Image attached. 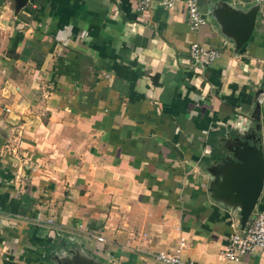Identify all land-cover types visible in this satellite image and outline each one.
I'll return each instance as SVG.
<instances>
[{
	"label": "crops",
	"instance_id": "1",
	"mask_svg": "<svg viewBox=\"0 0 264 264\" xmlns=\"http://www.w3.org/2000/svg\"><path fill=\"white\" fill-rule=\"evenodd\" d=\"M197 2L207 22L192 32L183 3L0 0V264H163L178 249L236 264L223 251L239 203L216 181L249 145L264 156V0ZM254 6L236 48L212 13L229 24ZM194 41L214 63L192 66ZM263 208L264 181L248 222Z\"/></svg>",
	"mask_w": 264,
	"mask_h": 264
},
{
	"label": "water",
	"instance_id": "2",
	"mask_svg": "<svg viewBox=\"0 0 264 264\" xmlns=\"http://www.w3.org/2000/svg\"><path fill=\"white\" fill-rule=\"evenodd\" d=\"M28 0H17L16 8L20 9L27 3ZM257 6L251 9L247 14L238 12V16L232 18L233 20L227 23L222 13L219 10L212 11V15L222 25L224 31L230 28L236 48L245 43L252 32L254 22L257 13ZM235 13V12H233ZM206 17V14H203ZM256 109H260V103L256 101ZM247 143V142H244ZM248 149L251 152L248 154L237 155L236 159L227 157L231 164L235 163L230 170L221 169L219 172V178L216 181L217 194L226 199L225 205H229L228 201L231 199L234 203H239L238 211V228L243 227L248 222L255 204L262 191L264 181V156L259 147L249 145ZM227 162V163H229ZM236 162H238L236 164ZM217 199L218 197L214 195ZM231 202V203H232ZM76 254V252L74 253ZM81 257L79 254L76 256V260L72 258L63 262V264H102L91 256L83 254ZM74 257V256H73Z\"/></svg>",
	"mask_w": 264,
	"mask_h": 264
},
{
	"label": "built area",
	"instance_id": "3",
	"mask_svg": "<svg viewBox=\"0 0 264 264\" xmlns=\"http://www.w3.org/2000/svg\"><path fill=\"white\" fill-rule=\"evenodd\" d=\"M138 9L143 10L151 3L166 8L173 9L176 4L183 3L187 11V23L192 32H195L199 27L203 26L207 19L203 16L202 11L198 6L197 0H137ZM220 51L216 48L206 47L197 41L191 42L189 45V58L192 66L195 69L207 67L214 63L219 57ZM258 101L264 106V87L259 91ZM46 225H53V219H47L44 222ZM235 229L227 236L228 247L223 251V256L231 262L241 264V258L244 254L255 250L256 248L264 249V208L255 212L251 220L246 223L243 229L238 228V222L231 224ZM89 236L96 237L98 241H103L104 238L100 235L88 232ZM156 258L163 264H200L193 260L181 258L179 249L176 252H158Z\"/></svg>",
	"mask_w": 264,
	"mask_h": 264
},
{
	"label": "trees",
	"instance_id": "4",
	"mask_svg": "<svg viewBox=\"0 0 264 264\" xmlns=\"http://www.w3.org/2000/svg\"><path fill=\"white\" fill-rule=\"evenodd\" d=\"M219 134H223V132L220 131ZM42 243L44 245H47V242H45V241H43ZM54 246H55L54 244L48 243V247L45 248V253L47 254V258L52 255V254H50V252L53 253Z\"/></svg>",
	"mask_w": 264,
	"mask_h": 264
},
{
	"label": "rangeland",
	"instance_id": "5",
	"mask_svg": "<svg viewBox=\"0 0 264 264\" xmlns=\"http://www.w3.org/2000/svg\"><path fill=\"white\" fill-rule=\"evenodd\" d=\"M245 149V148H244Z\"/></svg>",
	"mask_w": 264,
	"mask_h": 264
}]
</instances>
